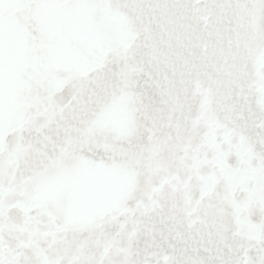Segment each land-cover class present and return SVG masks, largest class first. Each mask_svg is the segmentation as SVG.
Segmentation results:
<instances>
[{"label":"snow or ice","instance_id":"6c2138e0","mask_svg":"<svg viewBox=\"0 0 264 264\" xmlns=\"http://www.w3.org/2000/svg\"><path fill=\"white\" fill-rule=\"evenodd\" d=\"M0 264H264V0H0Z\"/></svg>","mask_w":264,"mask_h":264}]
</instances>
